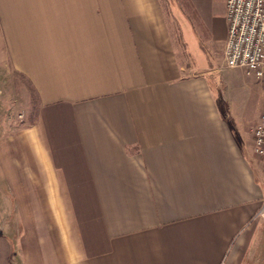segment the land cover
<instances>
[{
    "label": "crops",
    "instance_id": "obj_1",
    "mask_svg": "<svg viewBox=\"0 0 264 264\" xmlns=\"http://www.w3.org/2000/svg\"><path fill=\"white\" fill-rule=\"evenodd\" d=\"M183 4L176 34L164 0H0V69L38 104L0 111V264L244 263L264 92L207 76L196 24L223 52L225 0Z\"/></svg>",
    "mask_w": 264,
    "mask_h": 264
},
{
    "label": "rangeland",
    "instance_id": "obj_2",
    "mask_svg": "<svg viewBox=\"0 0 264 264\" xmlns=\"http://www.w3.org/2000/svg\"><path fill=\"white\" fill-rule=\"evenodd\" d=\"M170 1L171 0H164V10L166 16L169 19L168 21H171L170 25L172 24V27H174L173 29H175L174 33L177 34L178 28L175 27L172 21L174 19L176 20V18L173 16L174 12L184 15L190 21L191 19L194 20L195 15L190 6L183 4L184 0L177 1L182 3V5H170ZM196 25V29L198 31L197 34L200 35V37H198V40L200 41V47L210 62V69L207 71L208 78H210L211 81L217 80L221 72L224 71L221 77L224 80L223 84L227 85V87L229 86L230 89H228V93L230 92V95L233 93L234 95H242L244 98L248 99L249 93L247 92V86L252 84V88H254V94H258L260 98L259 102H262L263 94L260 92L259 87L256 86L254 77H246V73L243 69L225 67L222 48L214 47V45H212L213 43H210L206 38L203 30L199 28L200 26L198 24ZM178 31L180 33V29H178ZM182 43H184L183 40L181 41L179 39V56L181 62L191 66L192 62L186 56V46L188 43L186 42V46ZM198 60L200 59L195 58V63H197ZM5 64L6 63H4V65ZM233 69L242 70L245 74L243 72L228 71ZM235 81L238 83L237 87L233 85V82ZM0 99L4 100L2 106L0 107V111L5 112L8 110L14 112V120H17L19 124H26L32 122L35 119L38 104L32 87L22 76L7 70L6 66H4L3 69H0ZM262 115H264V113H262ZM253 128L254 127H252V129ZM259 160L264 161V159ZM256 218L258 224L255 237L249 247L243 264H264V198Z\"/></svg>",
    "mask_w": 264,
    "mask_h": 264
},
{
    "label": "built area",
    "instance_id": "obj_3",
    "mask_svg": "<svg viewBox=\"0 0 264 264\" xmlns=\"http://www.w3.org/2000/svg\"><path fill=\"white\" fill-rule=\"evenodd\" d=\"M225 20V67L243 69L264 92V0H225ZM260 120L251 131L252 152L264 159V115Z\"/></svg>",
    "mask_w": 264,
    "mask_h": 264
}]
</instances>
